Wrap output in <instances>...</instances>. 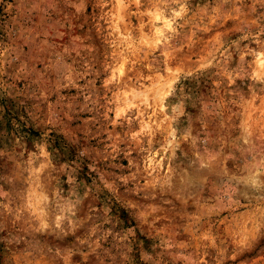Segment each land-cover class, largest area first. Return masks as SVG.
Listing matches in <instances>:
<instances>
[{"label": "rangeland", "instance_id": "rangeland-1", "mask_svg": "<svg viewBox=\"0 0 264 264\" xmlns=\"http://www.w3.org/2000/svg\"><path fill=\"white\" fill-rule=\"evenodd\" d=\"M0 264H264V0H0Z\"/></svg>", "mask_w": 264, "mask_h": 264}]
</instances>
